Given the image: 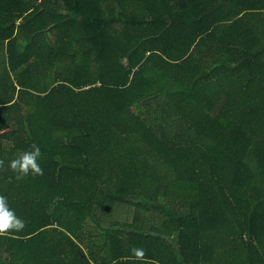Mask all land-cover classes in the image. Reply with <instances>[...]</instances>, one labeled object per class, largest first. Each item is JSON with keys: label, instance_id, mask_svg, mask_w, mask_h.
Returning a JSON list of instances; mask_svg holds the SVG:
<instances>
[{"label": "trees", "instance_id": "trees-1", "mask_svg": "<svg viewBox=\"0 0 264 264\" xmlns=\"http://www.w3.org/2000/svg\"><path fill=\"white\" fill-rule=\"evenodd\" d=\"M0 160V264H264V0H0Z\"/></svg>", "mask_w": 264, "mask_h": 264}, {"label": "clouds", "instance_id": "clouds-1", "mask_svg": "<svg viewBox=\"0 0 264 264\" xmlns=\"http://www.w3.org/2000/svg\"><path fill=\"white\" fill-rule=\"evenodd\" d=\"M30 151H23L8 163V168L16 174L17 180L26 178L29 174L33 176L43 175V169L38 163L42 156L39 146L30 145ZM4 161L0 160V168H3ZM61 197H54L49 205V213L54 211L56 204ZM25 222L16 215L15 211L9 206L8 199L0 195V236L6 235L12 231L20 232L25 228ZM132 255L140 261L144 260L145 250L142 247H133Z\"/></svg>", "mask_w": 264, "mask_h": 264}, {"label": "rangeland", "instance_id": "rangeland-1", "mask_svg": "<svg viewBox=\"0 0 264 264\" xmlns=\"http://www.w3.org/2000/svg\"><path fill=\"white\" fill-rule=\"evenodd\" d=\"M134 207H130V204H126L124 202H122L120 205H118L116 207V211H115V217L116 218H121V219H128L131 220L132 215H133V211Z\"/></svg>", "mask_w": 264, "mask_h": 264}]
</instances>
